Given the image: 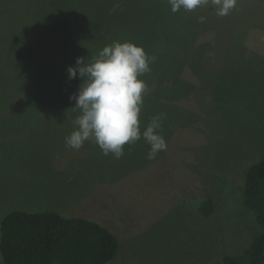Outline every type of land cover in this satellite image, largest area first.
Wrapping results in <instances>:
<instances>
[{
  "label": "rangeland",
  "instance_id": "obj_1",
  "mask_svg": "<svg viewBox=\"0 0 264 264\" xmlns=\"http://www.w3.org/2000/svg\"><path fill=\"white\" fill-rule=\"evenodd\" d=\"M0 1L10 3L14 30L36 16L28 0ZM246 2L257 15L262 0ZM64 4V27L51 23L45 50L50 57L68 52L65 71L114 41L132 42L156 58L138 77L147 85L140 128L163 113L167 149L149 160L143 138L126 144L120 159L91 141L79 150L66 147L79 115L70 96L82 83L79 75L67 78L57 108L67 104L64 113L49 90L33 94L34 113L0 109V224L16 210L100 223L119 240L108 264H223L226 256L244 253L260 234L243 192L248 170L264 159V32H235L231 40H237L228 41L216 26L227 16H217L210 4L176 13L168 0ZM143 10L147 16L135 18ZM99 35L110 40L101 46ZM0 42L2 52L9 41ZM41 46H34V57ZM205 199L215 203L210 217L199 211Z\"/></svg>",
  "mask_w": 264,
  "mask_h": 264
},
{
  "label": "trees",
  "instance_id": "obj_2",
  "mask_svg": "<svg viewBox=\"0 0 264 264\" xmlns=\"http://www.w3.org/2000/svg\"><path fill=\"white\" fill-rule=\"evenodd\" d=\"M28 3L36 12L34 20L27 21L24 17L22 28L14 30L10 3L0 1V6L6 7L3 11L5 18H0V40L6 38L9 41L0 52V62L3 63L0 109L10 105L13 110L34 113L37 106L33 94L45 95L49 90L56 109L63 99L61 94L68 78L65 71L68 52L50 57L45 49L49 45L51 23L55 21L59 25L62 21L63 29L67 14L64 0H28ZM144 13L147 12L143 10L142 15L135 18L147 16ZM250 13L246 0H238L236 8L227 15L226 22H216V26L223 35L228 33V41L237 40L236 37L231 40L235 32L242 35L253 31L264 32V0L257 15ZM135 18L121 24L112 33L113 39L120 36ZM99 37L101 46L110 40L106 35ZM38 43L44 49L37 51L40 57H34L33 48ZM64 108L67 104L57 110L64 113L67 110ZM243 199L255 216L260 234L244 253L226 256L223 264H264V159L248 170ZM199 211L210 217L215 211L214 201L202 200ZM0 236L4 264H108L119 250V240L109 228L86 218L66 217L53 211H13L1 222Z\"/></svg>",
  "mask_w": 264,
  "mask_h": 264
},
{
  "label": "clouds",
  "instance_id": "obj_3",
  "mask_svg": "<svg viewBox=\"0 0 264 264\" xmlns=\"http://www.w3.org/2000/svg\"><path fill=\"white\" fill-rule=\"evenodd\" d=\"M171 11H192L198 7H213L219 17L227 16L236 8L238 0H168ZM203 23L205 17L201 16ZM155 57L132 42L114 41L105 46L89 62L78 57L75 66L67 68L69 80L81 79L78 91L70 96L75 102L73 111L79 115L74 121L75 130L65 137L66 147L79 150L86 141L94 142L104 155L120 159L124 146L143 138L149 145L147 159L167 149L161 134L163 113L153 116L144 130L140 128L145 81L138 77L150 72Z\"/></svg>",
  "mask_w": 264,
  "mask_h": 264
}]
</instances>
